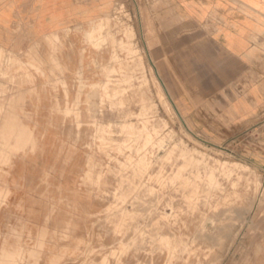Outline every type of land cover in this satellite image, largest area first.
<instances>
[{"label":"rangeland","instance_id":"rangeland-1","mask_svg":"<svg viewBox=\"0 0 264 264\" xmlns=\"http://www.w3.org/2000/svg\"><path fill=\"white\" fill-rule=\"evenodd\" d=\"M168 6L15 24L0 130L11 113L27 132L0 136V264H264V107L239 123L179 104L149 52Z\"/></svg>","mask_w":264,"mask_h":264},{"label":"crops","instance_id":"crops-1","mask_svg":"<svg viewBox=\"0 0 264 264\" xmlns=\"http://www.w3.org/2000/svg\"><path fill=\"white\" fill-rule=\"evenodd\" d=\"M112 1L0 0V51L8 38L15 40L18 22L28 23L34 35L46 36L70 22L94 19ZM168 3L156 35L148 39L149 52L179 104L205 105L239 123L256 117L264 107V0ZM3 122L0 136L26 137L25 126L13 114L4 115ZM257 138L262 143L258 164L264 167V121Z\"/></svg>","mask_w":264,"mask_h":264},{"label":"bare ground","instance_id":"bare-ground-1","mask_svg":"<svg viewBox=\"0 0 264 264\" xmlns=\"http://www.w3.org/2000/svg\"><path fill=\"white\" fill-rule=\"evenodd\" d=\"M5 97V96H4Z\"/></svg>","mask_w":264,"mask_h":264}]
</instances>
